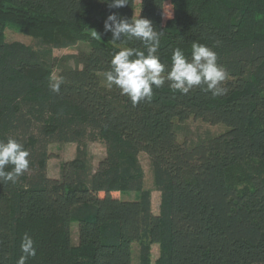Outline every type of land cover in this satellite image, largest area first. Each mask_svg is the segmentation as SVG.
Masks as SVG:
<instances>
[{
  "label": "trees",
  "instance_id": "obj_1",
  "mask_svg": "<svg viewBox=\"0 0 264 264\" xmlns=\"http://www.w3.org/2000/svg\"><path fill=\"white\" fill-rule=\"evenodd\" d=\"M112 13L141 15L163 31L158 54L169 67L175 47L189 59L194 41L212 48L228 72L225 94L194 87L185 95L166 80L133 106L105 87L113 54L143 49L135 39L112 41L104 31ZM9 25L34 45L6 41ZM64 49L77 53L55 56ZM52 75L64 78L59 93ZM191 118L227 130L181 142ZM8 137L30 152V165L15 185L0 183V264H16L24 233L37 248L26 264H264V0H129L122 8L0 0V140ZM94 142L106 150L97 166ZM62 143L76 144V156L50 177V146ZM142 153L161 194L158 214Z\"/></svg>",
  "mask_w": 264,
  "mask_h": 264
},
{
  "label": "clouds",
  "instance_id": "obj_2",
  "mask_svg": "<svg viewBox=\"0 0 264 264\" xmlns=\"http://www.w3.org/2000/svg\"><path fill=\"white\" fill-rule=\"evenodd\" d=\"M110 8L125 7L129 0H102ZM104 31L110 32L112 41L119 42L122 37L138 40L143 49L122 47L116 51L110 61V69L103 73L107 88L117 87L121 95H126L136 106L141 101H151L153 87L161 88L166 80L169 87L181 94H188L194 87L207 90L213 96L225 94L221 84L228 78L225 67L218 64V56L209 46L199 42L191 44V59L182 48L171 49V65L161 61L158 54L163 31H158L153 22L141 15L125 18L112 13L104 21ZM94 37L101 38L94 30ZM167 72L165 76L164 73ZM64 78L59 75L49 77V88L59 93ZM30 152L14 137L0 140V183L15 185L19 178L29 170ZM11 166L10 170H7ZM21 255L16 264H26L29 258L37 255L35 241L24 233L20 241Z\"/></svg>",
  "mask_w": 264,
  "mask_h": 264
},
{
  "label": "rangeland",
  "instance_id": "obj_3",
  "mask_svg": "<svg viewBox=\"0 0 264 264\" xmlns=\"http://www.w3.org/2000/svg\"><path fill=\"white\" fill-rule=\"evenodd\" d=\"M173 16V10L170 2L166 5L165 8V20H168ZM6 41L13 42L18 41L24 43L26 45H34L35 41L31 35L26 34L21 30L20 27L9 25L6 30ZM76 49H64V50H56L55 56L63 57L72 54H76ZM186 129V133H188V138L186 139L185 133L181 132L180 141L184 140H196L199 135H203L205 133H211L213 135H219L224 133L227 130L225 125H210L204 123L201 120L191 118L188 122L185 123L184 126ZM77 146L76 144H53L50 146V151L54 153V157L49 161L48 172L50 177H58L60 175L61 165L64 161L74 159L76 156ZM89 156L92 164L97 166L98 162L105 156L106 150L105 146L100 142H94L89 144ZM139 160L144 168L145 171V184L144 188L148 189L152 192V206L153 212L158 214L160 210L161 204V194L155 189L153 176L150 166V159L145 154L139 155ZM119 195V194H117ZM120 196V195H119ZM135 194L124 196V198H134ZM75 227H77L75 225ZM77 229V228H76ZM74 241H77V232H74ZM159 255V247L154 245L152 248V260L158 258ZM135 257V256H134ZM133 264H137L136 259H134Z\"/></svg>",
  "mask_w": 264,
  "mask_h": 264
}]
</instances>
